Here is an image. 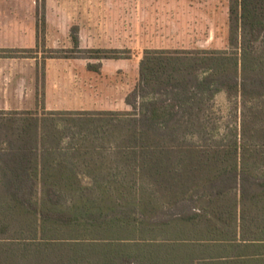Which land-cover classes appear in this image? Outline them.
Listing matches in <instances>:
<instances>
[{
	"label": "trees",
	"instance_id": "trees-1",
	"mask_svg": "<svg viewBox=\"0 0 264 264\" xmlns=\"http://www.w3.org/2000/svg\"><path fill=\"white\" fill-rule=\"evenodd\" d=\"M228 8L227 49L145 52L131 111L0 112V264H264V0Z\"/></svg>",
	"mask_w": 264,
	"mask_h": 264
},
{
	"label": "rangeland",
	"instance_id": "rangeland-1",
	"mask_svg": "<svg viewBox=\"0 0 264 264\" xmlns=\"http://www.w3.org/2000/svg\"><path fill=\"white\" fill-rule=\"evenodd\" d=\"M19 25L24 37L31 28L37 35V60L4 52L0 57L14 55L16 64L8 68L23 70L22 111L128 112L124 103L145 52L227 49L229 8L228 0H0V26ZM105 55L123 59H95ZM1 100L16 108L15 98ZM215 105L225 114L232 108L224 95Z\"/></svg>",
	"mask_w": 264,
	"mask_h": 264
},
{
	"label": "crops",
	"instance_id": "crops-1",
	"mask_svg": "<svg viewBox=\"0 0 264 264\" xmlns=\"http://www.w3.org/2000/svg\"><path fill=\"white\" fill-rule=\"evenodd\" d=\"M29 30H30V35L28 37H24V26L23 25L9 26V27L0 26V50L1 51L2 50L17 51V50L33 49V47L37 45V35H35V32L32 28ZM8 33L10 34V36L8 35ZM14 62H16L14 58L0 57V111H3V112L34 111L36 109H33V110L25 109V111H22L24 110V104H23L24 90L23 89H24L25 77H24L23 70H20L19 72L16 69L10 71L8 67L11 64L12 65L16 64ZM9 91L13 92V94L10 97L8 94ZM12 97L16 99L14 101L16 108H12V107L9 108L8 106L9 102H7L6 100H1V99L12 98ZM18 99H20V101ZM125 103L124 105L127 108V104ZM19 104H20V107L18 108ZM69 111H97V110L95 109H75L74 110L73 109Z\"/></svg>",
	"mask_w": 264,
	"mask_h": 264
}]
</instances>
